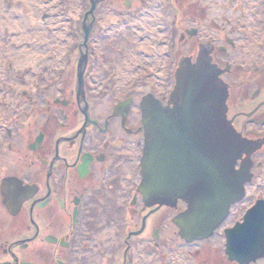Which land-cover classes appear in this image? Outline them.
<instances>
[{
	"label": "flooded vegetation",
	"instance_id": "af4514ba",
	"mask_svg": "<svg viewBox=\"0 0 264 264\" xmlns=\"http://www.w3.org/2000/svg\"><path fill=\"white\" fill-rule=\"evenodd\" d=\"M92 1V15L102 6L112 10L103 15L118 23L139 12V25L132 26L136 44L146 48L150 45L143 42L150 44L156 36L160 44L170 29L166 44L171 79L165 87L156 84L162 93L173 89L181 59L196 61L202 50L211 57L228 85V115L234 127L243 137L262 143L252 154L251 185L256 191L257 170L264 160V45L261 51L242 48L231 36L241 30L240 9L247 10L248 18L254 13L249 5L253 0H217L219 12L210 0ZM254 17L264 25V1ZM146 29L153 30L152 35ZM83 46L88 47L87 41L80 45L81 54ZM166 48H158L159 55ZM94 67L87 51L84 79L77 74L76 83L55 78L59 88L52 99L26 96V107L15 115L21 124L18 137L0 145V264H144L135 251H142V243L155 247L160 240V225L172 210L152 214L154 208L146 207L139 190L141 102L152 82L138 77L134 86L126 85L125 93L116 96L107 84L90 85L88 72ZM64 71L59 69L56 76L63 78ZM100 93L105 101L94 100ZM4 94L12 96L7 88Z\"/></svg>",
	"mask_w": 264,
	"mask_h": 264
},
{
	"label": "water",
	"instance_id": "95a60500",
	"mask_svg": "<svg viewBox=\"0 0 264 264\" xmlns=\"http://www.w3.org/2000/svg\"><path fill=\"white\" fill-rule=\"evenodd\" d=\"M218 75L204 55L195 64L184 60L168 104L152 96L142 103L145 151L140 190L148 205L175 206L179 199L188 204L174 220L188 241L210 237L251 179L249 164L243 162L239 171L235 166L256 147L227 121L228 91ZM261 203L248 211L244 223L226 231L231 260L248 264L264 256Z\"/></svg>",
	"mask_w": 264,
	"mask_h": 264
},
{
	"label": "rangeland",
	"instance_id": "374dc122",
	"mask_svg": "<svg viewBox=\"0 0 264 264\" xmlns=\"http://www.w3.org/2000/svg\"><path fill=\"white\" fill-rule=\"evenodd\" d=\"M5 1V11L9 12V18L13 19L18 18L20 14H24L26 18L28 19L30 17L29 15V9H30V3L32 7H35V3L33 1L29 0H4ZM215 4V6H211L213 9L216 8L217 12L221 11L220 7L221 5H217L215 2L217 0H210ZM42 4L45 5V8L41 9L40 11V4L38 7H35L39 12V15L37 19H34V22L29 24L30 30H35L37 27V23L41 21L39 24L40 26H44L43 28H40L39 30H51L50 33H56L58 27H60V30L64 32L65 34L73 35V40H70V44L65 45V51L62 55L65 57L60 61V66L58 69L65 68V71L63 73V78L61 76H54L47 78L45 80L40 81L42 87L45 89L40 91L36 87V83L34 81L33 86L28 88L27 86H23L21 84L14 83V90L10 91L12 92V100L8 101L6 96L8 94H4V91L0 89V145L2 142H6V144L9 142V139H16L18 137L17 134V128L21 126L20 123L16 122L15 115L19 113V111L22 108L26 107L27 99L24 98V96L21 94L22 89L27 88L31 92H29V95H32L34 98L38 97H44L43 95H48L50 99L56 95L55 91L59 88V83L56 79H58L60 82L64 81L65 79L71 78L74 80V83H76V67L78 64L79 57L81 55L80 53V45L83 44L85 40V31H84V23L85 18L88 13V11L91 10V0H40ZM4 6V5H3ZM37 6V5H36ZM11 7H13L11 9ZM98 7V6H97ZM96 7V12L92 14H89V18L86 21L88 24H93L91 33L89 35V41L88 44L90 45V53L92 55V62L94 64V68L91 69L88 72V78H90V81H93L95 77H100V79L103 80V82L109 86H111L109 75L106 72H101V69H97L99 65L97 64V57L93 58V55H98L102 59V64H108L110 67L112 64H116V66H119L121 64L125 63L126 56L124 57L122 55V51H119L121 46H124L127 51L135 50L137 48L136 44V33L137 31L132 26V24L136 23L139 25L140 22V13H136V10H133L135 18H128L123 20V28L125 30L123 32L119 31V26L117 24L116 28L109 27L108 30L104 28L103 24V13L111 12L112 10H106V8H103L102 6H99L98 9ZM11 9V10H10ZM34 9V8H33ZM35 11V10H33ZM211 11V10H210ZM34 13V12H33ZM36 13V12H35ZM13 16V17H12ZM145 17V16H144ZM149 23L151 21L148 18H145ZM18 20V19H15ZM73 20V23L71 21ZM19 22V21H18ZM32 22V21H31ZM19 27L22 29V32L24 31V27L22 26L21 22H19ZM152 24V23H151ZM71 25V26H70ZM8 26L7 22H4L3 28ZM263 33H264V25H262ZM8 29V30H7ZM38 29V28H37ZM55 29V30H54ZM107 30L108 33L106 34ZM116 29V32H115ZM59 30V31H60ZM19 33L21 31L19 30ZM13 34H16V31H10L9 28L6 27L4 30V40L8 43L10 42V37H13ZM170 29L166 30L164 32V41L160 43L159 45L163 47L169 48V44H166V42L170 41ZM22 34L21 36H23ZM27 36H31L30 32L27 33ZM237 38L242 37V32L238 33L236 35ZM31 40V39H30ZM33 41V40H32ZM95 45L98 46L100 54L97 53V50L94 48H91V46ZM145 45H151L147 44V42H143ZM47 49V48H46ZM83 51L86 50V47H82ZM19 52L25 53V49L19 50ZM159 52V51H158ZM8 54V53H7ZM4 53V55H7ZM48 53H46V57H48ZM171 54L168 55L166 64L162 60V64L160 66V70L163 71L165 74L170 73V63H172V58L170 59ZM158 63L161 61V57L157 54ZM12 59H5L2 60V66L6 69L7 76L11 79V81L15 82L18 79H20L19 74L15 70ZM157 63V64H158ZM143 65H148L150 67H155L157 64H153L147 60H144L142 62ZM12 65V66H11ZM155 70V69H154ZM52 76L54 75L53 73ZM140 75L139 69L136 70L135 65L131 64L130 68H127L126 72L121 74L122 77L119 78H126L125 83L132 82L135 80V78H138ZM116 76V75H115ZM56 78V79H55ZM25 81L27 82V78L24 77ZM54 79V80H53ZM146 80L154 82L159 85L165 86V80L166 77L162 80L155 79L153 77V80H149V78H146ZM170 78H168V81ZM167 81V80H166ZM25 84V83H23ZM8 87V86H7ZM18 87V89H17ZM121 90V91H119ZM118 92H116L117 95L121 96L124 94V88H120ZM145 90H147L145 88ZM160 93V92H159ZM2 94H4V97L1 98ZM166 94V93H164ZM95 101H105L102 96L94 99ZM10 103L8 106L7 104ZM23 119V118H22ZM22 119L20 122H22ZM42 124V122H41ZM15 134V136H14ZM14 136V138H13ZM9 138V139H8ZM5 144V145H6ZM7 151V149L5 150ZM263 166L258 168L257 174L260 177V180L258 182H262L263 184L258 185V182L255 184L257 186V190L255 191V196L252 198V195L247 197V200L245 199L240 205L239 208H236L234 213L232 214L231 218L227 221L226 225H232L237 220H241L243 217V212L245 209H247L253 202L256 195L259 194L264 195V160L262 161ZM165 209H162L161 214L165 215ZM176 214L175 211H172L168 217L164 218L161 225H160V240L157 243V245L154 247L153 243H142V252H144V255H146L147 260L144 264H234L229 263L226 259L225 255V235L224 231L219 230L212 238L203 241V242H197L188 244L185 243L184 240H182L177 232L176 226L172 223L171 218ZM207 249L206 252H208V260H204V256L206 252L204 250ZM199 251V253H197ZM134 253V250L131 254ZM210 257V258H209ZM253 264V263H252ZM254 264H264V259L259 260L258 263Z\"/></svg>",
	"mask_w": 264,
	"mask_h": 264
},
{
	"label": "bare ground",
	"instance_id": "6f19581e",
	"mask_svg": "<svg viewBox=\"0 0 264 264\" xmlns=\"http://www.w3.org/2000/svg\"><path fill=\"white\" fill-rule=\"evenodd\" d=\"M33 1L35 3V7H38L39 4H41L37 0H29ZM4 5V6H3ZM37 5V6H36ZM31 6V3H30ZM32 7V6H31ZM35 7H32L36 9ZM5 1L0 0V82L7 81L10 83V78L5 73V69L2 67L1 60L6 56H13V59L15 60V66L17 69H19L20 72V78H30L32 79V76L35 78H41L43 75H46L48 78H50L52 75L50 73H54L55 67L58 66L59 61L57 57L60 55V53L64 52V44L70 43V40H72L73 36L65 34L64 32H56L52 35L47 34V32H44L43 30L36 29L33 31V29L30 30L31 27H29V24L31 23L30 18H26L24 14H20L18 18H9V12L5 11ZM13 7H11L12 9ZM10 9V10H11ZM34 15H39V11H33ZM36 12V13H35ZM13 17V16H12ZM18 19V20H15ZM21 22L22 26L24 27V31L22 32V29L19 27ZM107 22L112 21V16L107 15L105 18V26H107ZM4 22H7L10 31H16V34H13V37H10V42L4 40L3 34L6 27L3 28ZM73 23V20H72ZM44 26H42L43 28ZM21 33H19V29ZM8 30V29H7ZM30 32L32 35L31 37L27 36V33ZM44 32V33H43ZM24 34L23 36H21ZM30 39L33 40L30 44V48L27 47V45L30 43ZM52 43L57 46L53 47L52 54L56 56L52 58H44L43 56H40V53L45 52H51L50 49L52 48ZM24 44L26 46H24ZM49 46V47H48ZM46 47V51L44 50ZM25 49V53L19 52V50ZM7 54V55H4ZM51 54V55H52ZM27 74L28 76H25ZM5 78V79H4ZM8 99H12V96L10 94L7 96ZM253 210V209H252ZM136 257L140 258L142 257V263H145L147 260V257L144 255V252L140 250L135 251Z\"/></svg>",
	"mask_w": 264,
	"mask_h": 264
}]
</instances>
